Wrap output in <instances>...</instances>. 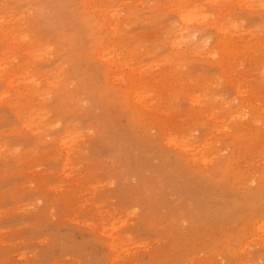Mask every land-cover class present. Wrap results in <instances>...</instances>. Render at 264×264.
I'll return each mask as SVG.
<instances>
[{
    "label": "rangeland",
    "instance_id": "obj_1",
    "mask_svg": "<svg viewBox=\"0 0 264 264\" xmlns=\"http://www.w3.org/2000/svg\"><path fill=\"white\" fill-rule=\"evenodd\" d=\"M0 264H264V0H0Z\"/></svg>",
    "mask_w": 264,
    "mask_h": 264
},
{
    "label": "bare ground",
    "instance_id": "obj_2",
    "mask_svg": "<svg viewBox=\"0 0 264 264\" xmlns=\"http://www.w3.org/2000/svg\"><path fill=\"white\" fill-rule=\"evenodd\" d=\"M185 16H186V15H185ZM196 17H197V16H196ZM185 19H187V18H184V20H185ZM195 19H196V18H195ZM189 20H191V19H189ZM186 21H187V20H186ZM186 150H187V149H186Z\"/></svg>",
    "mask_w": 264,
    "mask_h": 264
}]
</instances>
